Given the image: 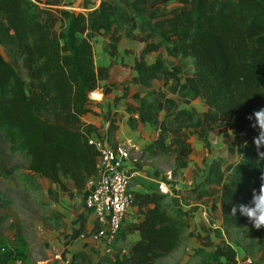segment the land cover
Returning a JSON list of instances; mask_svg holds the SVG:
<instances>
[{
    "label": "trees",
    "instance_id": "1",
    "mask_svg": "<svg viewBox=\"0 0 264 264\" xmlns=\"http://www.w3.org/2000/svg\"><path fill=\"white\" fill-rule=\"evenodd\" d=\"M123 1L145 32L120 23L118 13L93 12L88 18L87 12L62 9L58 18L49 21L39 0H0V48L19 66L0 54V136L10 155L26 160L29 175L60 187L71 182L74 189H84L95 178L98 161L87 142L91 129L82 122L96 104L92 101L97 83L93 45L99 35L119 41L124 29L126 37L132 35L133 41L142 44L134 59L133 80L149 88L156 74L174 78L182 98L202 102L203 122L210 129L216 126L218 133L230 131V146L242 149L226 179L220 158L206 163L205 180L195 197L216 198L219 222L212 234L198 237L201 247L182 263L237 264L236 251L223 232L229 238L264 236V228L255 229L239 210L231 214L233 206L251 200L252 189L259 188L264 174V160L253 143L258 129L248 119L264 107V0H160L173 5L148 19L132 0ZM154 19L159 20L154 23ZM57 23L61 28L55 32ZM161 50L184 73L170 72L162 57L150 63L149 56ZM175 104L173 97L162 92H147L137 99L135 108L126 110V123L132 129L152 124L163 113L159 138L168 140L165 151L175 158L172 174L193 150L185 132L198 133L188 130L195 113L174 109ZM161 181L136 179L143 191L133 197L135 221L125 224L123 220L116 243L128 235L138 239L126 251L114 249L112 255H102L98 264H155L178 249L185 224L169 196L159 192ZM224 183L218 194L207 189ZM244 249L247 255L260 253L256 261L264 264L263 242L257 240Z\"/></svg>",
    "mask_w": 264,
    "mask_h": 264
},
{
    "label": "crops",
    "instance_id": "2",
    "mask_svg": "<svg viewBox=\"0 0 264 264\" xmlns=\"http://www.w3.org/2000/svg\"><path fill=\"white\" fill-rule=\"evenodd\" d=\"M132 1L140 15L147 19L153 15L160 16L173 5L161 3L160 0ZM38 6L49 21L58 18V12L62 9L87 12L88 18L93 12L109 15L118 13L120 23L132 26L135 32H145L138 18L123 0H39ZM158 20L154 19L153 22ZM120 32L121 39L117 42L107 35H99L98 41L93 45L97 83L93 93L96 95L92 101L96 104L91 105L90 112L82 118L83 125L91 129L90 138H101L111 148H126L133 157L139 158L140 163L135 168H128L131 176L130 191L133 196L136 192L143 191L135 184L137 178L162 179L161 183L172 191L171 195H168V201L184 215L182 222L185 227L188 225L186 217L192 219L191 223H198V217L202 219L206 211L216 216L214 219L218 224L216 198L196 199L195 194L202 187L197 186L196 179L200 178L204 165L214 159L215 156L211 155L216 153H222L218 158L222 160L220 170L223 173L224 161L229 156L233 159L224 173L226 179L232 165L238 161L242 149L230 146V131L218 133L216 126L210 129L203 122L202 102L198 99L182 98L176 92L175 79L166 73L156 74L149 88L136 83L133 80L134 59L142 44L133 41L132 35L126 37L124 29ZM159 57L166 59L164 65L170 72L173 71L177 76L184 73L178 62L166 55V50L152 53L149 62L153 63ZM147 92H162L173 97L176 101L174 109L191 110L196 115L188 130L196 129L198 133L189 135L186 131L184 135L191 144L192 153L185 163L178 167L175 174H172L175 158L165 151L168 140L159 138L163 113L155 116L149 125L137 124L132 129L126 123L129 116L126 113L127 108H135L137 99ZM227 147L228 151L223 150ZM9 156L6 162L0 160V213H5L0 217V264H98L102 254L91 240L97 224L94 216L84 207L88 186L76 190L71 182H68L64 187H60L46 179L29 175L25 170L24 177L30 176L29 178H24L21 173L18 175L25 193L31 195V200H28L24 209L39 210L38 217H32L30 214L27 216L21 206L16 203L12 206L11 202L5 200V192L10 193L19 181L17 177L12 176L16 169L8 163L15 155ZM225 184H211L207 189L218 194L222 192ZM33 191L40 192V202L32 200ZM135 211L137 208L132 205L128 211L130 220L124 221L125 224L135 221L132 217ZM137 239L136 235H128L126 239L115 243V250L126 251ZM40 252H43L42 257Z\"/></svg>",
    "mask_w": 264,
    "mask_h": 264
},
{
    "label": "built area",
    "instance_id": "3",
    "mask_svg": "<svg viewBox=\"0 0 264 264\" xmlns=\"http://www.w3.org/2000/svg\"><path fill=\"white\" fill-rule=\"evenodd\" d=\"M87 142L98 155L95 178L88 182L84 198V207L97 224L91 240L102 255H112L124 216L133 204L128 168H135L140 160L126 148L109 147L101 138H88ZM158 187L160 193L171 195L164 183Z\"/></svg>",
    "mask_w": 264,
    "mask_h": 264
},
{
    "label": "rangeland",
    "instance_id": "4",
    "mask_svg": "<svg viewBox=\"0 0 264 264\" xmlns=\"http://www.w3.org/2000/svg\"><path fill=\"white\" fill-rule=\"evenodd\" d=\"M61 26L60 23L56 24L55 27V32H58L60 30ZM0 54L7 59L8 61H10L15 67H17V69H19V66L16 65L15 63L12 62V59L10 56H8L5 51L0 48ZM189 64V61L187 62ZM187 64V65H188ZM20 74L23 76V71H19ZM228 151V147L223 149ZM9 148H8V144L4 141V139L0 136V160L1 161H5L8 159V157H10L9 155ZM9 154V155H8ZM222 153H216L213 154L211 156H215L214 158H218V156H221ZM169 156H172L171 154H169ZM228 159L224 161V173L226 170H228L227 166L229 165V163H231L232 157L229 156L227 157ZM213 159V158H212ZM208 160V158H207ZM8 162V161H7ZM9 166L15 168V173L12 176L17 177V179L19 180V174L21 173L22 176L24 177V173L26 170V160L19 155H15L14 159L10 160ZM208 164V163H207ZM206 164L204 165L203 169L200 171V178H197V186H201L202 183L205 180V176H206ZM25 178V177H24ZM200 179V180H199ZM195 184V183H194ZM202 188V187H201ZM25 189L24 186L22 185L21 181L19 180L13 187L12 191L10 193H8L7 191L5 192V200L7 202H11L13 205L15 206V203L18 204L19 206H21L24 209V206L27 202H29L28 200H31V195H28L27 193H25ZM33 198L32 200L34 201H39L40 202V192L37 191H33ZM24 204V205H23ZM22 211V210H21ZM185 211V210H183ZM186 212V211H185ZM204 212V211H202ZM23 213L26 214L27 216H29L28 214H30L32 217H38L39 216V210L38 209H24ZM204 216H202V219L198 217V223H191L192 219L187 218V222L188 225L185 227L184 229V233H183V240L180 243V246L178 247V249L176 251H174L173 253H171L170 255H168L165 258H161L159 259L155 264H182L183 262H185L187 259H189L190 254L196 250V248H200L201 247V238H203V236L207 235V234H212L214 232V229L217 227L218 224H214L216 223V220L214 219V215H211L210 212L206 211L204 212ZM5 215V213H0V217ZM129 212H127L124 216V221H129L130 218L128 217ZM182 218H184V215L182 214ZM183 220V219H182ZM190 221V222H189ZM200 236V239L198 238ZM223 236L226 239V242L231 245L235 251H236V261L237 264H249L250 262L252 263H256L259 264V262H257V258L260 255V253H256L254 252L253 256L251 255H247L244 246L247 244H254L255 241H261L264 243V236L261 238H252V239H248V238H244L242 236L239 235H232V237H228L227 234H225L223 232ZM257 245V243L255 244ZM41 253V257L43 256V252ZM189 261V260H188ZM48 264H57L54 262H50ZM76 264H83V263H76Z\"/></svg>",
    "mask_w": 264,
    "mask_h": 264
},
{
    "label": "clouds",
    "instance_id": "5",
    "mask_svg": "<svg viewBox=\"0 0 264 264\" xmlns=\"http://www.w3.org/2000/svg\"><path fill=\"white\" fill-rule=\"evenodd\" d=\"M248 119L250 121L254 120L251 127L258 129V135L253 138V143L255 144L259 158L264 160V151H261L264 148V107L255 110L248 116ZM233 139H235L234 134ZM260 181L259 188L252 189L251 200L247 204L233 206L231 213L235 216L237 210H239V213L247 217L248 221L257 230L264 228V174L261 175Z\"/></svg>",
    "mask_w": 264,
    "mask_h": 264
}]
</instances>
